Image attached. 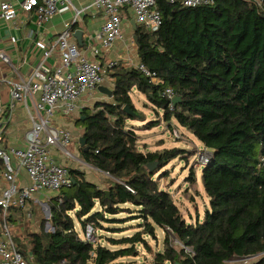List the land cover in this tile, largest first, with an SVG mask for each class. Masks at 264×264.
<instances>
[{
    "label": "trees",
    "instance_id": "obj_1",
    "mask_svg": "<svg viewBox=\"0 0 264 264\" xmlns=\"http://www.w3.org/2000/svg\"><path fill=\"white\" fill-rule=\"evenodd\" d=\"M157 8L162 15L157 31L139 24L135 29L139 59L156 78L121 63L106 67L114 82L111 98L83 108L75 118L85 140L80 156L109 173L107 186L71 168L72 185L50 197L54 230H45L44 223L39 231L26 230L36 264H114L138 255L139 246L152 252L148 238L157 242V228L164 232L163 246L150 264H229L243 257H251L243 264H264V0H214L199 7L158 0ZM134 88L154 112H163L169 128L175 120L212 152L210 162L201 165L210 204L203 218L197 214L188 221L157 176L178 156L186 160L189 151L139 147L137 128L128 124L147 117L134 103ZM167 88L181 99L174 110ZM188 181L197 187L194 168ZM128 205L140 223L131 235L106 237L118 248L79 235L77 221L83 229L89 223L104 228L103 221L121 222L116 216L130 213ZM15 242L27 258L25 245Z\"/></svg>",
    "mask_w": 264,
    "mask_h": 264
},
{
    "label": "built area",
    "instance_id": "obj_2",
    "mask_svg": "<svg viewBox=\"0 0 264 264\" xmlns=\"http://www.w3.org/2000/svg\"><path fill=\"white\" fill-rule=\"evenodd\" d=\"M158 0H94L92 6L101 9L104 21L101 29L95 34L90 43V50L95 55L102 50L108 53L115 43L124 37L123 18L121 10L130 7L135 21L143 25L148 31H157L162 23L161 12L157 8ZM170 3L180 1L186 7L209 5L214 0H168ZM261 1V0H257ZM71 0H21L18 8L10 1L0 3V18L4 21L16 23L19 11L34 13L38 25L52 19L59 12L73 7ZM58 56L60 63L51 65L50 59ZM117 64L112 61L109 67ZM7 66L16 73V79L8 81L11 86V102L7 112L6 122L0 119V134L13 118L15 103H25L28 112L29 127L25 131V147H0V163H3V182L0 186V209L4 223L0 220V264H30L18 248L12 227L9 223L11 208L23 206L29 199L43 191L59 192L62 188L70 187L73 183L71 167L57 163L52 150H58L66 157L73 158L79 163L86 162L75 156L69 149L73 138L72 131L65 125L58 124L56 119L69 116L83 107L79 100L86 93L98 89L103 84L105 71L99 60L85 55L74 40V30L71 23H66L58 38L49 45H44L43 54L38 65L30 75L24 77L13 65L10 55L0 50V68ZM132 66L138 68L153 80L156 73L140 60ZM166 95L171 99L170 109L174 110V98L177 96L172 88L166 89ZM29 97L33 99L31 109L27 103ZM37 97V98H36ZM3 108L0 104V118ZM174 136L179 137V131L173 129ZM207 165L212 152L205 148ZM264 160V159H263ZM17 162V163H16ZM87 163V162H86ZM20 169L27 172L29 183L21 185L19 182ZM100 170V169H99ZM102 171V170H101ZM108 176L109 173L105 172ZM125 187L131 192L135 190L128 184ZM96 228L89 223L84 229V240L97 242ZM251 257H243L230 262L247 263Z\"/></svg>",
    "mask_w": 264,
    "mask_h": 264
},
{
    "label": "crops",
    "instance_id": "obj_3",
    "mask_svg": "<svg viewBox=\"0 0 264 264\" xmlns=\"http://www.w3.org/2000/svg\"><path fill=\"white\" fill-rule=\"evenodd\" d=\"M2 1H10L17 8L21 2V0H0V3ZM71 1L74 5L73 7L57 13L52 19L42 25L37 24L34 13H27L22 10L19 11V17L16 23L12 21L7 22L0 18V50H4L10 55L13 65L18 69L22 76L27 77L31 74L33 69L41 60L44 45H49L52 41L57 39L59 34L64 30L66 23L72 24V28L74 30V40L78 43L80 50L91 59L99 60L103 69L104 66L105 68L109 67L110 62L112 61L121 63L125 66H132L133 63L140 60L137 42L135 41V29L137 23L135 21L134 12L130 7H124L121 10L124 37L118 40L108 53H104V50L101 48L102 51L95 55L90 50V43L92 40L94 41L95 34L101 29L104 21V14L101 9L92 6L94 0ZM77 30L83 31L81 41H79L75 35ZM50 63L53 66L58 65L60 63L58 56L52 57L50 59ZM104 71L106 70L104 69ZM16 78V73H14L11 68L4 65L0 68V104L3 108V113L1 114L0 119L4 123L7 120V112L11 102V86L8 81ZM102 85L113 89V79L109 75H105ZM110 98L111 97L107 94H104L96 89L82 96L79 100V106L83 108L90 107L92 104L94 105L96 101H107ZM27 103L30 105L31 109L34 107L33 99L30 97ZM80 111L81 110L65 117L58 116L56 122L58 124L65 125L72 131L74 139L70 145L73 146L72 148L75 149L80 159L85 161L80 156L83 129L75 123V118L80 115ZM27 115L28 112L26 104L24 102L15 103L12 121H10L7 126L3 127V132L0 134L1 148L8 149L11 147H25L24 135L26 129L29 127ZM52 156L57 163L67 164L70 165L71 168H77L84 171L87 179L95 182L101 188H106L109 176L104 171H101L86 162L79 163L73 158L66 157L60 151L55 149L52 150ZM3 171L4 170L1 169L0 165L1 187L4 186L2 178ZM19 181L21 185H27L29 183L27 172L24 169H20ZM47 192L48 191H43L37 195L40 196V194H45ZM27 203L28 202L23 205L26 206L25 208L28 206L26 205ZM28 210L29 208H27V211ZM31 210L28 211V218L32 217ZM21 212V209L17 211L12 210L10 212L9 223L13 230L11 232L14 236V240L17 238L25 245L26 259L28 262L30 264H36L33 262V253L27 243L29 236L26 232L25 225L28 223L27 221H29V219H24L26 215H21ZM1 213L0 209V220L4 223ZM1 232L2 230L0 231V234ZM81 237L83 238L84 236Z\"/></svg>",
    "mask_w": 264,
    "mask_h": 264
},
{
    "label": "rangeland",
    "instance_id": "obj_4",
    "mask_svg": "<svg viewBox=\"0 0 264 264\" xmlns=\"http://www.w3.org/2000/svg\"><path fill=\"white\" fill-rule=\"evenodd\" d=\"M104 69L106 70L105 66ZM107 74V71L104 73ZM87 94V93H86ZM85 94V95H86ZM132 97L136 107L142 111L147 120L145 122L141 120L130 121V127H136V132L139 135L138 145L143 151L147 150H161L164 148L179 147L185 151H189L187 154V159L184 157L178 156L173 159L166 167L160 170L157 173L159 181L162 186H164L174 197L177 204L179 205L184 217L191 222H194L197 214H200L203 218L205 210L210 207L209 198L205 193L203 183H202V170L201 165L205 161V157L202 155L206 154V149L202 142H200L189 130L178 124L173 120L172 128H169L167 123L162 120L161 116L163 112L160 111V115L154 112L153 106L147 99L146 95L138 91L136 88L132 91ZM93 105V104H92ZM91 105V107H92ZM77 118V117H76ZM161 119L160 125L153 128H145L144 123L148 121H156ZM144 125V126H143ZM173 129L179 131L180 136H174ZM72 145H69V149L77 157L79 155L72 148ZM80 158V157H79ZM76 161V160H75ZM1 169L4 170L3 163L0 164ZM194 168L197 171L198 184L197 187L193 186L188 181V176H190L191 169ZM165 172L168 174L165 175ZM196 188L199 189V192L196 191ZM56 191H48L45 194H40V196H35L29 202L27 208L32 211V217L28 218L27 208L21 215H26L24 219H29L28 223L25 225L26 230L30 231H39L41 229V224L44 223V228L47 231L52 230L51 218H50V197L55 194ZM37 197V198H36ZM131 208V212H123L118 214L116 217L121 219V222H107L103 221L104 228H96V239L101 240L103 244L109 248L115 249L118 248V245L111 244L106 238L108 236L113 237H122L125 235L133 234L137 229L140 223V220L137 218L133 219V216L138 214L135 212V207L128 205ZM50 210V211H49ZM99 210L97 206L92 213ZM27 211V212H26ZM111 219V216H108ZM76 227L81 236H84V230L81 227L80 222H76ZM28 225V226H27ZM109 230V231H108ZM121 230V231H119ZM158 239L148 238L151 246L152 252L147 251L142 246H139V254L136 256H128L119 259L114 264H150L153 261L154 252L157 248L163 246L164 232L161 228H157ZM159 244V245H156ZM242 262H230L229 264H241Z\"/></svg>",
    "mask_w": 264,
    "mask_h": 264
},
{
    "label": "water",
    "instance_id": "obj_5",
    "mask_svg": "<svg viewBox=\"0 0 264 264\" xmlns=\"http://www.w3.org/2000/svg\"><path fill=\"white\" fill-rule=\"evenodd\" d=\"M82 34H83V31L82 30H77L76 32H75V35H76V37H77V39L79 40V41H81V39H82ZM135 41H137V36L135 35ZM98 90L100 91V92H102V93H104V94H107L108 96H112V94H113V89H111V88H109V87H107V86H105V85H99L98 86ZM181 99H180V97L179 96H176L175 98H174V104H176L178 101H180ZM125 110L126 111H128V112H131V110L129 109V107H126L125 108ZM84 142H85V140L83 139V137L81 138V143H82V146H83V144H84ZM157 164V162L155 161V162H152V163H150L149 164V167L152 169L155 165ZM107 192H109V191H107ZM50 211V210H49ZM50 215H51V211H50ZM50 218H51V216H50ZM52 230H54V228H52ZM46 264H50V263H46Z\"/></svg>",
    "mask_w": 264,
    "mask_h": 264
}]
</instances>
